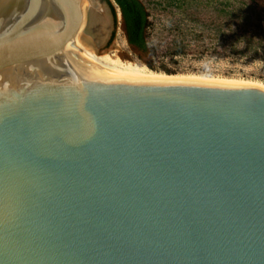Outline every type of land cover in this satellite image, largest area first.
<instances>
[{"label": "water", "instance_id": "95a60500", "mask_svg": "<svg viewBox=\"0 0 264 264\" xmlns=\"http://www.w3.org/2000/svg\"><path fill=\"white\" fill-rule=\"evenodd\" d=\"M111 34L0 0V264H264V89L106 72Z\"/></svg>", "mask_w": 264, "mask_h": 264}, {"label": "trees", "instance_id": "16d2710c", "mask_svg": "<svg viewBox=\"0 0 264 264\" xmlns=\"http://www.w3.org/2000/svg\"><path fill=\"white\" fill-rule=\"evenodd\" d=\"M112 13V34L116 24L112 3L120 12L126 43L134 51L148 52L149 41L155 37H172L175 50L182 56L196 59H226L231 62L264 65V0H105ZM169 14L158 28L148 19L149 11ZM158 29V31H157ZM166 36V37H165ZM159 41V40H158ZM107 44V45H108ZM106 45V46H107ZM154 71L173 75L177 61L157 67Z\"/></svg>", "mask_w": 264, "mask_h": 264}, {"label": "rangeland", "instance_id": "374dc122", "mask_svg": "<svg viewBox=\"0 0 264 264\" xmlns=\"http://www.w3.org/2000/svg\"><path fill=\"white\" fill-rule=\"evenodd\" d=\"M113 7L116 20L114 36L107 46L100 51H96L97 54L107 52L112 57H117L123 63L128 62L132 65L143 66L146 70L161 74L165 73L148 68L144 64V61L150 60L156 67L164 62L171 64V62L177 61L178 72L173 75L199 76L208 79L242 80L245 82L264 84V65L262 63L258 61H253L252 63L231 62L226 59H211L206 57L196 59L189 55L181 57L175 50L174 38L170 36H165L166 38L163 39L160 36H154L155 42L151 43L149 41L147 53L134 51L126 43L120 15L118 18L117 7L115 5ZM168 16L169 14L166 12L150 10L148 19L152 25H155L154 27L156 29Z\"/></svg>", "mask_w": 264, "mask_h": 264}, {"label": "bare ground", "instance_id": "6f19581e", "mask_svg": "<svg viewBox=\"0 0 264 264\" xmlns=\"http://www.w3.org/2000/svg\"><path fill=\"white\" fill-rule=\"evenodd\" d=\"M117 17L119 18L118 12H117ZM86 56L91 61V63L96 67H98L99 69L117 75L143 77L147 79H166V80L196 81V82L230 84V85H246V86H255L264 89V84L255 83V82H245L242 80L208 79L199 76L161 74L150 70H146L143 66H136L134 64L132 65L128 62L123 63L117 57H112L107 52L97 54L96 51H89L86 53Z\"/></svg>", "mask_w": 264, "mask_h": 264}]
</instances>
